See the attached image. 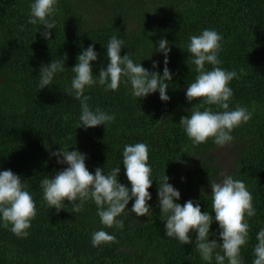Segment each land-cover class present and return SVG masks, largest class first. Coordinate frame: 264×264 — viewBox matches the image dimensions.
Here are the masks:
<instances>
[{
  "label": "trees",
  "instance_id": "trees-1",
  "mask_svg": "<svg viewBox=\"0 0 264 264\" xmlns=\"http://www.w3.org/2000/svg\"><path fill=\"white\" fill-rule=\"evenodd\" d=\"M33 2L0 0V171L20 176L36 205L26 238L13 234L10 224L5 228L0 217V264H209L195 247L194 231L189 234L192 243L186 245L166 236L157 194L164 175L180 193L176 203L191 200L213 218L209 183L222 182L229 175L245 183L256 215L245 216L249 230L240 258L242 264H253L256 237L264 229V0H57L58 12L48 18L56 22L50 40L42 38V24H28ZM205 29L223 38L219 67L237 73L228 84L233 91L229 110L239 106L252 113L247 123L232 130L234 140L223 147L213 138L193 144L179 124L203 102L189 103L186 98L187 86L198 75L187 45L192 35ZM112 36L124 40L121 57L129 53L134 63L161 76L164 55L156 49L159 40L168 41L170 99L162 102L158 91L135 98L126 77L115 91L106 92L98 84L86 86L84 95L90 97L92 110L98 107L114 114L115 120L77 128L81 103L74 94L65 93L75 76L71 69L78 55L94 45L98 58L91 66L98 76L109 63L106 47ZM65 56V70L41 89V66ZM212 67L205 64V70ZM205 107L223 111L216 105ZM135 143H145L149 149L151 215L130 213L134 203L130 200L125 213L117 217L124 222L118 229L102 224L91 200L79 213L67 200L59 212L48 206L41 181L67 167L51 153L79 151L93 175L97 167L105 174L120 167L118 182L131 191L122 154L125 145ZM221 149L228 153L229 165ZM100 230L114 235L115 242L93 247L92 235ZM219 232L214 219L209 239L222 243ZM210 264H216L214 258Z\"/></svg>",
  "mask_w": 264,
  "mask_h": 264
},
{
  "label": "clouds",
  "instance_id": "clouds-1",
  "mask_svg": "<svg viewBox=\"0 0 264 264\" xmlns=\"http://www.w3.org/2000/svg\"><path fill=\"white\" fill-rule=\"evenodd\" d=\"M57 0H34L30 5V19L28 24L43 25L42 38L50 40L51 31L55 28L54 17L58 12ZM23 30V27H21ZM187 45V52L191 54L192 63L198 75L195 82L187 86L186 98L189 103L202 100L203 102L191 108V114L181 117L179 124L183 127L193 144L199 145L209 138L214 139L218 146H225L232 142V130L241 123H247L251 117L247 108L237 107L229 110L228 101L233 91L228 84L237 78L235 71H226L219 67L221 61L218 53L221 48L222 36L215 30L205 29L199 35H192ZM123 39L112 36L106 47L109 63L101 68L98 76H94L91 63L96 61L98 53L94 45H90L77 57V64L71 69L75 74L71 87L65 88L67 95H73L81 103V114L77 128H95L100 125L110 124L115 120L114 114H108L100 108L92 110L89 106V96L84 95L86 86L100 85L107 92L118 89L121 78L126 77V84L131 86V95L135 98H144L151 93L159 92L162 102H168V83L172 74L167 67L169 43L166 39L158 41L157 51L164 55V69L161 76L157 72H149L141 63H134L130 54L121 57ZM64 59L52 60L51 63L39 69V87L46 88L52 83L53 77L58 72L65 70ZM205 64L212 65L211 70H205ZM153 68L157 67L153 63ZM205 105H216L223 111L213 112ZM204 109L201 111V109ZM160 122V121H158ZM148 145L135 143L125 145L123 149V166L125 175L131 185V191L118 182L120 167L113 168L105 174L104 168L97 167L93 175L86 167V156L79 151L60 150L51 153L57 157V163L67 165L53 178L46 177L41 181L43 198L51 209L59 212L64 201L73 204V211H82L84 203L91 200L97 206L103 225L111 228H123V220H117L125 213L130 200H134L130 213L137 217L151 215L149 201L152 187V169L148 164ZM157 188L158 206L161 216L164 217L166 236L176 238L182 244H191L190 232L196 233L195 247L201 258L210 262L215 259L216 264H242L240 258L241 246L247 243L249 224L245 216L256 215L253 208V197L247 190L245 183L232 176H225L222 182H211L212 209L215 217L208 212H202L198 203L189 200L183 205L176 203L180 193L168 182L164 175ZM79 201V203H77ZM128 212V211H127ZM36 215V205L31 194L25 190L20 176L11 170L0 171V217L4 227L11 225V232L18 237L26 238L31 220ZM218 223L219 239L210 240V226L213 220ZM258 243L254 248L255 259L253 264H264V229L256 237ZM116 237L106 231H96L92 235V245L97 247L102 243L115 242ZM219 249V251H217Z\"/></svg>",
  "mask_w": 264,
  "mask_h": 264
},
{
  "label": "rangeland",
  "instance_id": "rangeland-1",
  "mask_svg": "<svg viewBox=\"0 0 264 264\" xmlns=\"http://www.w3.org/2000/svg\"><path fill=\"white\" fill-rule=\"evenodd\" d=\"M220 151V153H221V156H222V158H225L226 156H227V158L229 157L228 156V153L225 151V149H221V150H219ZM226 158V159H227ZM227 161V163H228V165H229V163H230V157H229V160H226ZM227 165V164H226Z\"/></svg>",
  "mask_w": 264,
  "mask_h": 264
}]
</instances>
